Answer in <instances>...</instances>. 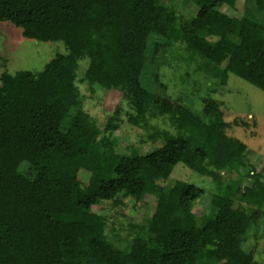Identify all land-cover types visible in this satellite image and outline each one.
Returning <instances> with one entry per match:
<instances>
[{"label": "trees", "instance_id": "obj_1", "mask_svg": "<svg viewBox=\"0 0 264 264\" xmlns=\"http://www.w3.org/2000/svg\"><path fill=\"white\" fill-rule=\"evenodd\" d=\"M0 23L67 50L0 76V264H254L264 171L215 95L237 64L264 92V0H0ZM101 79L124 86L104 124L79 86ZM154 119L168 127L148 135L156 147L122 151L118 133ZM180 163L212 181L209 205L171 178Z\"/></svg>", "mask_w": 264, "mask_h": 264}, {"label": "rangeland", "instance_id": "obj_2", "mask_svg": "<svg viewBox=\"0 0 264 264\" xmlns=\"http://www.w3.org/2000/svg\"><path fill=\"white\" fill-rule=\"evenodd\" d=\"M177 11L186 17H191L196 14L197 9L191 7L185 10L178 5ZM66 53V47L62 42L44 43L25 39L22 36V30L8 23H0V76L5 70L12 74L27 70L39 72L57 54ZM88 64V59L80 61L81 77L85 74ZM226 66L227 62L224 64V67ZM242 70L239 64L230 65L228 85L225 89H221L215 98L222 106L225 122L229 124L225 130L226 134L247 144L253 151L254 165L264 171V92L249 82L254 67L247 73ZM167 74L168 80H170L171 72L168 71ZM79 86L81 92L86 95L85 109L101 124L106 123L111 112L105 108L111 107L112 110L113 106L120 102L124 86L108 79H101L93 88H88L86 84H79ZM170 93L173 95L175 93L171 85ZM156 128L165 129L168 127L163 124L162 119H154L150 121L149 129L123 128L118 133L122 151L129 144L136 145L142 153L153 150L158 142L149 141L148 135ZM141 137L146 140V143L141 142ZM228 175H225V178ZM82 177L87 180L88 174H82ZM171 178L204 188L206 194L199 207L202 208L204 205L210 204L215 186L208 177L201 176L180 163L174 168ZM228 191L227 188L226 192ZM176 197L177 194L171 192L166 195V200L173 202ZM153 201H155L154 198H152V206ZM125 203L129 206L133 205V201L130 199H125ZM93 211L101 215L113 213L106 204L95 207ZM244 248L252 250L254 253V264H264V223H259L250 232L249 241ZM240 249L239 242L234 240L231 245V254L237 256Z\"/></svg>", "mask_w": 264, "mask_h": 264}]
</instances>
